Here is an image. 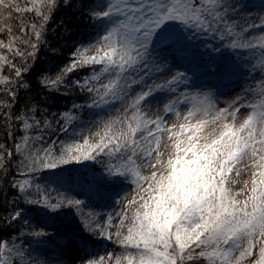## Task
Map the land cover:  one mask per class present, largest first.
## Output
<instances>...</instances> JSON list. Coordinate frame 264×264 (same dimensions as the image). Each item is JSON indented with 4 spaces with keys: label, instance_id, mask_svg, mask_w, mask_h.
<instances>
[{
    "label": "snow or ice",
    "instance_id": "obj_1",
    "mask_svg": "<svg viewBox=\"0 0 264 264\" xmlns=\"http://www.w3.org/2000/svg\"><path fill=\"white\" fill-rule=\"evenodd\" d=\"M79 3L103 33L95 43L74 47L68 62L54 76L41 74L39 83L52 94L78 87L86 102L49 120L38 119L35 106L23 114L13 107L19 90L30 88L26 74L48 43L46 26L61 6H74L73 0H0V120L6 138L14 141L12 147L0 142V177L8 176L17 157L16 174L7 181L17 198H5L0 225L29 224L19 206L23 201L52 219L65 208L75 209L82 231L108 240L115 226L120 255L86 264H264V0L258 15L249 14L241 0ZM257 29L260 35L253 36ZM197 39L215 41L204 44L211 53L245 54L242 65L210 61L206 70L211 74L223 80L243 67L258 73L260 82L222 108L211 90H182L194 82L189 56ZM184 61L188 66L181 70ZM84 69L83 80L70 79ZM160 93L169 95L164 115H150L146 106ZM181 105L190 107L182 113ZM85 109L118 114L97 121L96 130L84 136L73 126ZM167 114L179 124L169 126ZM16 121L23 128L18 142L12 130ZM70 129L65 140L46 139L49 130L68 134ZM89 161L102 165L100 183L134 185L131 198L121 196L118 224L111 214L101 223L99 214L85 212L82 199L53 198L34 183L35 173L63 172ZM145 169L150 173L145 175ZM27 235L51 238L43 228ZM63 237L74 240L72 233ZM18 239H4L0 230V264H48Z\"/></svg>",
    "mask_w": 264,
    "mask_h": 264
},
{
    "label": "rangeland",
    "instance_id": "obj_2",
    "mask_svg": "<svg viewBox=\"0 0 264 264\" xmlns=\"http://www.w3.org/2000/svg\"><path fill=\"white\" fill-rule=\"evenodd\" d=\"M261 3L262 0H241V4L245 6L246 11L250 10L249 14H260ZM88 28L93 32L89 33L88 31H83L82 27L79 28L78 33L72 38L71 44L76 47L81 44L95 43L96 38L103 33V28L95 22ZM252 35H260L259 30L253 31ZM205 43L216 42L204 39H197L192 42L190 51L193 54L189 56V61L192 62L196 75L194 76L193 84L186 89L182 88V90L190 92L211 90L214 93L217 107L222 108L226 107L238 94L244 92L245 88L255 86L260 82L261 77L258 73L249 74L247 69L243 67L240 68L235 76H230L223 80L211 74L206 70V66L210 61L215 60L217 65H242L245 54L228 50L220 53H211L204 48ZM93 52L94 49L89 54L91 55ZM202 53L207 54L202 55ZM237 56L240 57L239 60L236 59ZM189 61L182 62L181 70H185ZM215 66L213 65V67ZM189 74L191 75L192 73ZM253 76H255V79L252 78ZM168 98V94H157L155 98L151 99L150 105L146 106L145 110L149 111V114L153 116L164 115L163 106ZM83 103L85 101L81 99L77 104ZM116 107H119V105ZM188 107L190 105H181V112H186ZM241 111L244 113L243 109ZM117 114L115 110L109 113L107 110L85 109L79 112L81 118L73 127L77 133H83L84 136H88L90 132L96 130L97 121L108 119L109 115L115 116ZM242 118L243 116H241ZM165 120L169 126L180 122L174 114L165 115ZM71 132L72 129L69 130L68 134L60 132L61 138L59 140L67 139ZM168 143L167 134H165V148L163 150L167 151L166 145ZM150 171L151 169H145L144 174L147 175ZM101 176L102 165L89 161L82 165L66 166L63 172L45 170L35 173L34 183L47 190L53 198L63 195L84 200L88 205L84 211L99 214L101 223L107 219L109 214L113 215L115 217V225L119 223V217L116 214L123 208V203L120 202L121 196L128 195L131 198L134 195V185H129L127 182L114 186L105 185L99 182ZM116 192L121 195H115ZM29 207L28 211H24V216L29 221V224L22 226V223H15V227L20 228L21 233H17L14 238L18 237V242L26 249L30 251L35 249L33 256L47 261L48 264H86L88 260H99L100 257L107 258L109 255L118 256L122 252V249L116 243L115 226L111 229L113 239L108 240L100 234H89L86 231H82V225L75 209L65 208L59 216L52 219L38 209H34L32 206ZM41 228L49 233L50 239L48 237L37 238L27 235L30 230H40ZM22 233L24 234L22 235ZM64 233H72L74 240L65 239L63 237ZM60 245L67 246L62 248ZM108 264H112V262H108Z\"/></svg>",
    "mask_w": 264,
    "mask_h": 264
},
{
    "label": "trees",
    "instance_id": "obj_3",
    "mask_svg": "<svg viewBox=\"0 0 264 264\" xmlns=\"http://www.w3.org/2000/svg\"><path fill=\"white\" fill-rule=\"evenodd\" d=\"M71 7L61 6L53 14L51 20L46 26V38L48 43L42 46V49L38 55V62L35 63L33 71L26 74V79L30 84L29 89L19 90V99L14 104L13 110L17 114H23L29 111L31 106H35L38 109L37 118L47 116V119L53 120V113L59 114L65 110L71 109L72 104L78 103L83 99L86 102L85 93L81 92L78 87L70 85L68 88H62L61 92L52 94L49 90L43 88L39 81L41 74L55 75L57 70L64 66L68 62L74 45L71 44L72 38L78 33V29L82 27L83 31L92 33L88 27L93 24L88 16V9L79 10V0H73ZM32 15V14H26ZM52 49H56L55 52ZM88 70L77 71L70 76V79L76 80L83 78L87 75ZM79 93V94H78ZM54 128H58V125H53ZM14 132L15 141H19L20 135L23 134L22 125L19 121L12 126ZM53 136V137H52ZM57 136V137H54ZM60 139V132L49 130L46 132V139L56 140ZM0 142L6 143L9 147H12L14 141L12 138H6L3 128V121L0 120ZM17 157H13L12 166L9 168L7 177H0V214L6 215L2 211L5 198L7 201H12L17 198L16 190L11 189L7 181H10L12 176L16 174L15 164ZM10 207V205H7ZM19 206L28 211L29 205L24 204L23 201L19 202ZM19 229V231L17 230ZM0 230L3 231L4 239H8L9 235L14 237L17 233H21L20 228L15 227V223L11 227L7 225H0Z\"/></svg>",
    "mask_w": 264,
    "mask_h": 264
}]
</instances>
